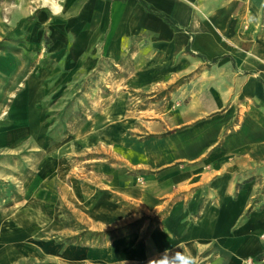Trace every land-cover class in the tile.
Instances as JSON below:
<instances>
[{
    "label": "crops",
    "instance_id": "1",
    "mask_svg": "<svg viewBox=\"0 0 264 264\" xmlns=\"http://www.w3.org/2000/svg\"><path fill=\"white\" fill-rule=\"evenodd\" d=\"M4 1L0 0V156L5 160L16 156L24 165L21 152L40 151L48 144L41 130L45 111L37 106L46 90L44 63L38 55L42 30L54 49L48 76L57 75L59 53L78 55L81 61L75 70L96 76L129 72L142 58L141 84L184 76L186 68L196 67V160L212 147L217 129L230 127L234 114H240L219 152L224 155L220 160L224 170L216 175L196 168V187L215 176L226 179L220 186L197 189L196 202L190 204L197 214L193 239L197 264H264V0H62L58 10L51 4L38 16H29L27 24L22 10L17 11L16 29L5 20ZM26 54L32 55V67ZM123 58L127 60L122 65ZM233 63L242 76L215 75L218 68ZM202 65H209L207 74L200 73ZM234 95L240 98L237 106L232 105ZM119 108L116 101L102 113L119 114ZM220 109L224 122L215 116L200 122L202 113ZM101 133L97 143L106 142ZM45 156L31 183L18 179L23 165L6 166L10 176H5L17 183L18 197L27 194V199L0 205V264H67L66 259L45 257L35 243L44 238L40 225H50L56 216L60 172L70 178L59 169L58 156ZM216 158L210 156L209 161ZM166 241L162 239L159 253L147 249L145 259L170 251V240ZM133 253L128 257L134 259Z\"/></svg>",
    "mask_w": 264,
    "mask_h": 264
},
{
    "label": "rangeland",
    "instance_id": "2",
    "mask_svg": "<svg viewBox=\"0 0 264 264\" xmlns=\"http://www.w3.org/2000/svg\"><path fill=\"white\" fill-rule=\"evenodd\" d=\"M62 2L5 0L1 10L16 29L17 11L22 10L27 24L29 16H38L51 4L55 10V5ZM40 39L43 48L38 55L44 63L42 87L46 90L37 106L45 111L41 130L48 144L40 151L21 152L20 157L26 158L24 165L16 156H8V160L0 156V205L8 207L22 201V197L27 199V194L18 197L17 183L5 176H10L6 166L23 165L18 179L31 183L39 160L50 153L58 156L59 169L66 170L70 178L64 179L65 174L60 172L63 179L58 180L56 216L50 225H40L44 238L35 243L45 257L66 259L67 264H149L161 254L146 260L144 253L151 247L159 253L162 239L170 240V251L181 250L196 257L193 239L197 214L190 204L196 202V190H202L203 185L220 186L226 181L219 175L196 187V168L216 175L224 170L220 161L224 155L219 152L224 150L225 137L236 127L240 114H234L230 127L217 129L212 147L205 148L196 160V67L186 66L184 76H163L162 80L141 84L139 76L144 75L138 71L145 67L140 63L142 58L129 72L123 69L116 76H96L75 70V64L81 61L78 55L59 53L55 58L57 75L48 76L53 48L46 31H41ZM25 58L31 66L32 55L26 54ZM126 60H121L122 65ZM207 67L202 65L200 73L207 74ZM220 74L242 76L234 63L218 68L215 75ZM116 101L120 104L119 114L102 113ZM239 101V97L232 96V105ZM223 114V109L202 113L200 122L213 116L224 122ZM113 115L114 121L109 119ZM104 119L108 121L101 129ZM207 128L202 131L207 132ZM102 131L106 142L97 143ZM210 156L217 158L209 161ZM70 182L78 194L68 189ZM162 186L161 191H154ZM131 252H136L132 254L134 259L128 257Z\"/></svg>",
    "mask_w": 264,
    "mask_h": 264
},
{
    "label": "clouds",
    "instance_id": "3",
    "mask_svg": "<svg viewBox=\"0 0 264 264\" xmlns=\"http://www.w3.org/2000/svg\"><path fill=\"white\" fill-rule=\"evenodd\" d=\"M149 264H197V259L181 250H165L158 258L150 260Z\"/></svg>",
    "mask_w": 264,
    "mask_h": 264
},
{
    "label": "trees",
    "instance_id": "4",
    "mask_svg": "<svg viewBox=\"0 0 264 264\" xmlns=\"http://www.w3.org/2000/svg\"><path fill=\"white\" fill-rule=\"evenodd\" d=\"M142 4H143V2H142Z\"/></svg>",
    "mask_w": 264,
    "mask_h": 264
}]
</instances>
